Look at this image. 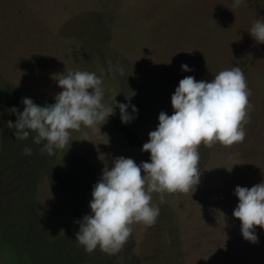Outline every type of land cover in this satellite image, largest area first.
Returning <instances> with one entry per match:
<instances>
[{
    "label": "rangeland",
    "instance_id": "1",
    "mask_svg": "<svg viewBox=\"0 0 264 264\" xmlns=\"http://www.w3.org/2000/svg\"><path fill=\"white\" fill-rule=\"evenodd\" d=\"M234 2L0 0V264H264V228H255L252 243L233 215L235 188L264 182V43L250 33L255 21L264 22V0ZM237 66L251 92L243 142L201 144L196 188L165 192L163 203L152 193L160 209L155 224L131 225L116 254L85 251L75 240L77 221L91 214L94 185L116 158L137 165L142 159L107 121L82 125L63 149L41 154L46 141L34 143L35 132L16 139L8 122L18 117L10 110L22 112L23 98L55 100L63 90L56 75L88 71L102 80L111 117L122 121L116 103L129 104L131 96L127 111L135 118L127 124L146 143L159 114L174 113L171 97L181 79L211 82ZM34 209L43 216L41 248L29 238Z\"/></svg>",
    "mask_w": 264,
    "mask_h": 264
},
{
    "label": "clouds",
    "instance_id": "2",
    "mask_svg": "<svg viewBox=\"0 0 264 264\" xmlns=\"http://www.w3.org/2000/svg\"><path fill=\"white\" fill-rule=\"evenodd\" d=\"M240 3L241 0H235L234 6ZM250 33L264 43V22L255 21ZM108 63L109 71H113L111 62ZM181 67L183 71H193L187 64ZM115 71L124 74L121 67L117 66ZM54 78L63 89L55 96L54 104L39 106L32 99L23 98V112L12 108L10 111L18 118L14 124L8 122L17 140H25L35 132L34 143L46 141L41 154L49 156L68 144L72 130L79 131L82 125L96 128L114 114L113 107L102 103V80L95 73L74 71ZM250 95L245 75L238 66L220 71L211 82H197L192 76L181 79L171 97L174 113L169 116L162 111L158 127L149 133V142L143 144V151L151 153V162L137 165L133 159L121 156L114 160V166L104 169L93 188L91 214L77 221L80 230L75 240L89 254L99 247L113 255L128 241L131 225L155 224L160 209L152 206V193H160L163 203L165 192L188 193L200 183L201 144L211 148L217 142L225 147L243 142ZM130 97H126L129 104L116 103L124 123L135 118L127 111ZM132 111L138 113L134 105ZM23 151L26 156L32 154L30 147L25 146ZM234 194L239 204L233 215L242 222L243 237L256 243L255 228H264V182L250 189L237 186Z\"/></svg>",
    "mask_w": 264,
    "mask_h": 264
},
{
    "label": "trees",
    "instance_id": "3",
    "mask_svg": "<svg viewBox=\"0 0 264 264\" xmlns=\"http://www.w3.org/2000/svg\"><path fill=\"white\" fill-rule=\"evenodd\" d=\"M33 102L39 106H47L52 105L56 102V100H49V101H40L37 99H32ZM23 103L19 104L18 108L23 112L24 110ZM107 121L109 124L112 125L119 133L122 134L127 144L140 156L143 162H151L150 161V152L143 151V144L145 143L143 138L141 137L140 133L131 127L129 124L124 123L114 117H108ZM42 214H40L37 209L29 212V219H28V226L29 232L32 242L34 246L41 248L43 245L42 240L44 234H42V230H39L42 222ZM42 227V226H41ZM41 229V228H40Z\"/></svg>",
    "mask_w": 264,
    "mask_h": 264
}]
</instances>
